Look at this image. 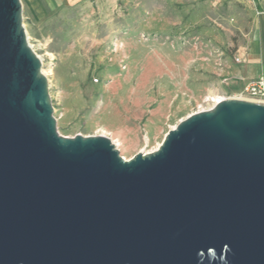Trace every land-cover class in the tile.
I'll list each match as a JSON object with an SVG mask.
<instances>
[{
  "label": "water",
  "instance_id": "95a60500",
  "mask_svg": "<svg viewBox=\"0 0 264 264\" xmlns=\"http://www.w3.org/2000/svg\"><path fill=\"white\" fill-rule=\"evenodd\" d=\"M22 0H0V264H264V102L228 97L126 159L66 136Z\"/></svg>",
  "mask_w": 264,
  "mask_h": 264
},
{
  "label": "rangeland",
  "instance_id": "374dc122",
  "mask_svg": "<svg viewBox=\"0 0 264 264\" xmlns=\"http://www.w3.org/2000/svg\"><path fill=\"white\" fill-rule=\"evenodd\" d=\"M112 1L66 3L34 23L23 7L60 134L106 135L129 159L214 94L240 97L230 68L263 26L256 0Z\"/></svg>",
  "mask_w": 264,
  "mask_h": 264
},
{
  "label": "crops",
  "instance_id": "0c3cea01",
  "mask_svg": "<svg viewBox=\"0 0 264 264\" xmlns=\"http://www.w3.org/2000/svg\"><path fill=\"white\" fill-rule=\"evenodd\" d=\"M81 1L85 0H22V3L25 17L34 23L46 18L59 5ZM256 1L260 10L264 12V0ZM112 2L114 5L115 0ZM236 59H238V63H234L230 70L232 77L239 85L244 86L258 75H264V15L263 26L259 28L257 36L251 40L246 49L244 48L240 52V57H236Z\"/></svg>",
  "mask_w": 264,
  "mask_h": 264
},
{
  "label": "built area",
  "instance_id": "2783aa9c",
  "mask_svg": "<svg viewBox=\"0 0 264 264\" xmlns=\"http://www.w3.org/2000/svg\"><path fill=\"white\" fill-rule=\"evenodd\" d=\"M94 80L96 82L99 81L98 78H94ZM239 96L242 98H247L255 101H264V75H258L257 77L249 80L243 86L241 90V95ZM213 105H211L210 107H212ZM208 108H202L199 110L208 109Z\"/></svg>",
  "mask_w": 264,
  "mask_h": 264
},
{
  "label": "bare ground",
  "instance_id": "6f19581e",
  "mask_svg": "<svg viewBox=\"0 0 264 264\" xmlns=\"http://www.w3.org/2000/svg\"><path fill=\"white\" fill-rule=\"evenodd\" d=\"M44 71V70H43ZM45 72V71H44ZM212 100H213V104H215V103H217V102H219L220 100H222V99H224L222 96H220V95H213V96H211L210 97ZM264 102V101H263ZM161 144V142L158 144V146ZM118 145H121L120 143H118ZM158 146L156 147V148H154V149H151V150H148V151H146V150H144L143 152H150V151H153V150H155V149H157L158 148Z\"/></svg>",
  "mask_w": 264,
  "mask_h": 264
}]
</instances>
